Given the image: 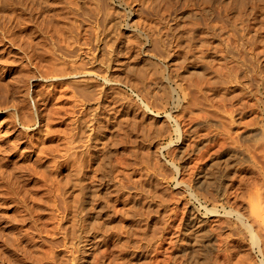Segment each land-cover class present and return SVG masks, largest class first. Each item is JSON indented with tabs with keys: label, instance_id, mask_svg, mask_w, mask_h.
Here are the masks:
<instances>
[{
	"label": "rangeland",
	"instance_id": "rangeland-1",
	"mask_svg": "<svg viewBox=\"0 0 264 264\" xmlns=\"http://www.w3.org/2000/svg\"><path fill=\"white\" fill-rule=\"evenodd\" d=\"M159 1L0 0V215L13 217L17 209H20L19 215L24 214L22 209L28 205L31 210L35 209L31 217H42L38 224L41 230L37 229L39 235H28L31 242L28 249L0 248V264H194L185 230L194 212L204 225L210 224L209 231L204 233L207 239L202 237L203 252L196 264H225L226 261V264H264V17H261L264 0H256L261 6L255 0H243L247 4L245 9L242 0H231L227 2L228 7L227 0H218L220 3L217 0H207L208 3L206 0ZM224 7H227L225 11ZM254 15L255 18L250 17ZM200 29L204 33H199ZM247 35L249 40L257 37L256 42L249 41ZM153 38H158L157 42ZM259 66L261 70L257 69ZM65 71L70 72L71 78L63 86H57L56 74L60 77ZM75 73L78 75L74 76ZM224 86L226 90L222 92ZM95 144L106 152L103 173L105 177L108 175L106 179L111 185L105 200L98 202L99 205L93 204L102 209L97 227L88 225L79 215L86 197L82 199L74 184L78 169H89L95 176L100 174L94 162L86 157L88 147ZM183 148L187 150L185 154ZM208 168L220 172L218 184L215 181L210 187L199 185V172H207ZM146 179L155 188L152 187L154 199L146 195L143 199L142 188L136 187L137 181L142 185ZM53 181L54 187L50 183ZM121 182L128 186L129 192L132 188L133 193L138 189L137 198L142 200L138 203L144 204L143 211L140 212L139 204L128 205L122 201L116 193ZM149 200L152 209L160 210L153 219L145 216ZM39 207L46 208L42 211ZM145 221L151 225H145ZM88 230L93 242L89 246L93 249L84 252L81 242ZM226 232L231 234L227 236ZM223 237L227 239L222 241ZM9 238L12 244L16 243L14 234ZM209 241L211 244L205 245Z\"/></svg>",
	"mask_w": 264,
	"mask_h": 264
},
{
	"label": "bare ground",
	"instance_id": "bare-ground-1",
	"mask_svg": "<svg viewBox=\"0 0 264 264\" xmlns=\"http://www.w3.org/2000/svg\"><path fill=\"white\" fill-rule=\"evenodd\" d=\"M72 1V0H71ZM76 1V0H75ZM207 1V0H206ZM216 1V0H215ZM218 1V0H217ZM223 1V0H222ZM229 1H230V3H231V0H227L225 3H226V6H227V4L229 3ZM256 1V0H255ZM260 1V0H259ZM259 1H256V3L257 2H259ZM263 0H261V2H262ZM44 3H46L45 1H43ZM49 2V1H48ZM84 2V1H83ZM160 3L161 2H164V0L162 1V0H160L159 1ZM170 2V1H169ZM219 3H220V1H218ZM228 2V3H227ZM239 2H240V0H239ZM264 2V1H263ZM41 3V2H40ZM50 3V2H49ZM57 3V2H56ZM76 3V2H75ZM75 3H73L72 5H74ZM207 3H208V1H207ZM244 3V1L242 0V5L244 6L243 8L245 9V7L247 6V4L246 5H244L243 4ZM47 4V3H46ZM52 4H53V2H52ZM43 5H45V4H43ZM157 5V4H156ZM209 5H210V3H209ZM229 5V4H228ZM236 5V4H235ZM238 5V4H237ZM237 5H236V7H237ZM239 5H241V3L239 4ZM239 5H238V7H239ZM242 5H241V10H242ZM259 5H260V2H259ZM50 6V5H49ZM48 6V7H49ZM74 6H76L77 7V5H74ZM86 6V5H85ZM84 6V7H85ZM214 6V5H213ZM220 6V4H218V7ZM231 6V5H230ZM261 6V5H260ZM260 6H259V8H260ZM46 7V6H45ZM55 7V6H54ZM156 7V6H155ZM158 7V6H157ZM157 7L155 8V9H157ZM216 3H215V9H216ZM222 7H223V5H222ZM222 7H221V9H222ZM228 7V6H227ZM227 7H224L223 8V10L225 9L226 10V8ZM255 7V6H254ZM78 8V7H77ZM81 8H83V7H81ZM257 8H258V6H257ZM258 8V9H259ZM264 7H262V9H263ZM45 9V8H44ZM152 9V8H151ZM218 9V8H217ZM239 9V8H238ZM237 9V11L238 12H240V10H238ZM244 9L241 11V12H243L244 11ZM253 9V8H252ZM214 10V9H213ZM224 10V11H225ZM255 10V9H254ZM264 10V9H263ZM263 10H261L262 11V13H263ZM215 11V10H214ZM217 11V10H216ZM222 11V10H221ZM207 12V11H206ZM219 12V11H218ZM217 12V13H218ZM240 12V13H241ZM250 12V11H249ZM251 12H252V10H251ZM255 12V11H254ZM70 13V12H69ZM182 13V12H181ZM208 13H210V12H208ZM212 13V12H211ZM246 13V12H245ZM248 13V12H247ZM62 14V13H61ZM60 14V15H61ZM67 14H68V12H67ZM180 14V13H179ZM216 14V13H215ZM222 14V13H221ZM256 14V13H255ZM257 14H258V11H257ZM71 15V14H70ZM181 15H183V14H181ZM250 15V14H249ZM252 15V14H251ZM260 15H261V13H260ZM184 16V15H183ZM183 16H181L182 18H184ZM69 17V16H68ZM78 17H80L79 15H78ZM179 17H180V15H179ZM207 17H210L209 15L207 16ZM250 17H253V18H255L256 17V15H254V16H250ZM261 17H264V16H261ZM83 18V17H82ZM177 18V17H176ZM68 19V18H67ZM66 19V20H67ZM178 19V18H177ZM263 19V18H262ZM69 20V19H68ZM74 20V19H73ZM44 21V20H43ZM79 21V20H78ZM180 21H182V20H180ZM263 21V20H262ZM76 22H77V19H76ZM111 22V21H110ZM115 22V21H114ZM74 23V22H73ZM116 23V22H115ZM109 24V23H108ZM181 24V26H183L182 25V23H180ZM83 25V24H82ZM114 25V24H113ZM112 25V26H113ZM116 25V24H115ZM175 25L176 24H174V27H175ZM181 26H180V28L179 29H181ZM72 27V26H71ZM109 28L111 27L110 25L108 26ZM173 27V28H174ZM178 27H179V24H178ZM184 27V26H183ZM182 27V28H183ZM207 27V26H206ZM77 28H78V26H77ZM108 28V29H109ZM83 29V28H82ZM107 29V28H106ZM114 29H115V26H114ZM148 29V28H147ZM147 29H145V30H147ZM186 29V28H185ZM199 29V28H198ZM210 29V28H209ZM84 30V29H83ZM149 30V29H148ZM150 30H151V28H150ZM183 31H184V28L182 29ZM197 29H195L194 30V32L196 31ZM201 30V29H200ZM199 30V31H200ZM205 30V29H204ZM207 30V29H206ZM249 30V29H248ZM113 31V30H112ZM155 31V30H154ZM168 31V30H167ZM179 31V30H178ZM186 32H187V30H185ZM236 31V30H235ZM97 32H99V31H97ZM103 32V31H102ZM105 32V31H104ZM111 32V31H110ZM109 32V33H110ZM180 32V31H179ZM186 32H183L184 34L186 33ZM194 32H192L193 34H194ZM202 32V30L199 32V33H201ZM206 32H208V31H206ZM80 33V32H79ZM144 33V32H143ZM146 33V32H145ZM154 33V32H153ZM161 33H162V31H161ZM160 33V34H161ZM182 33V32H181ZM182 33V34H183ZM198 33V34H199ZM202 33H204V31L202 32ZM217 33V32H216ZM230 33H232V31L230 30ZM240 33H243L242 32V30H241V32ZM65 34V33H64ZM86 34H87V32H86ZM99 34V33H98ZM112 34V33H111ZM155 34H157V33H154L153 35H155ZM164 34V33H163ZM192 34V35H193ZM100 35V34H99ZM113 35V34H112ZM170 35V34H169ZM195 35H197V32H196V34ZM202 35V34H201ZM210 35H213V34H211V32H210ZM229 35H231V34H229ZM228 35V36H229ZM241 35V34H240ZM246 35V34H245ZM64 36V35H63ZM65 36H67V35H65ZM106 36H107V34L105 35V39H106ZM110 36V35H109ZM156 36V35H155ZM155 36H154V38H155ZM158 36V35H157ZM166 36V35H165ZM164 36V37H165ZM257 36V35H256ZM71 37H73V36H69L68 38H71ZM111 37V36H110ZM148 37V36H147ZM201 37V36H200ZM247 37H248V35H247ZM61 38V37H60ZM62 38H64V37H62ZM74 38V37H73ZM72 38V39H73ZM82 38V37H81ZM86 38V37H85ZM153 38V40H156V39H154ZM162 38V37H161ZM169 38H171V37H169ZM169 38H166V40H168ZM189 38H190V36H189ZM194 38H195V36H194ZM197 38H198V35H197ZM197 38H195V39H197ZM252 38L253 37H251V40H252ZM71 39V40H72ZM86 39H88V38H86ZM107 39H108V37H107ZM111 38H109V40H110ZM113 39V38H112ZM187 40H188V38H186ZM195 39L193 40V41H195ZM248 40L250 39V35H249V37L247 38ZM247 39H246V41H247ZM257 40V37H255L253 40ZM63 40V39H62ZM67 40V39H66ZM65 40V41H66ZM70 40V39H69ZM69 40H67V41H69ZM76 40V39H75ZM80 40V39H79ZM108 40V41H109ZM152 40V41H153ZM157 40H158V38H157ZM157 40H156V42H157ZM162 40H164V39H162ZM165 40V42H167ZM251 40H249V41H251ZM253 40H252V42H253ZM256 40L254 41V43L256 42ZM74 41V40H73ZM105 41V40H104ZM111 41V40H110ZM169 41V40H168ZM79 42V41H78ZM100 42V41H99ZM105 42H107V41H105ZM104 42V43H105ZM154 42V41H153ZM152 42V43H153ZM155 42V43H156ZM189 42H190V40H189ZM251 42V43H252ZM65 43H68V42H65ZM69 43H70V41H69ZM68 43V45L69 46H72L71 44H69ZM77 43V42H76ZM84 43V42H83ZM103 43V45H105ZM167 43H169V42H167ZM172 43V42H171ZM72 44H74V42L72 43ZM107 44V43H106ZM113 44V43H112ZM157 44V45H156ZM155 44V46H158L159 47V43H156ZM187 44V43H186ZM189 44V43H188ZM229 44L230 45H232L233 46V44L232 43H230L229 42ZM154 45V44H153ZM166 45V44H165ZM193 45V44H192ZM191 45V46H192ZM152 46V45H151ZM186 46H188V45H186ZM235 46V45H234ZM246 46V45H245ZM244 46V47H245ZM168 47V46H167ZM189 47V46H188ZM239 47V46H238ZM102 48V47H101ZM104 48V47H103ZM152 48V47H151ZM184 49H185V46L183 47ZM248 48V47H247ZM150 49V48H149ZM153 49V48H152ZM184 49H183V51H184ZM191 49V48H190ZM230 49H232V48H230ZM235 49H237L236 47H234V50ZM239 49V48H238ZM241 49H242V47H241ZM244 49V48H243ZM246 49V48H245ZM186 50V49H185ZM188 50V49H187ZM102 51V50H101ZM106 51V50H105ZM104 50L102 51V52H105ZM156 51V50H155ZM161 50H159V52H160ZM189 51V50H188ZM228 51H229V49H228ZM231 51H233V50H230V52ZM158 52V53H159ZM192 52V51H191ZM242 53H243V50L241 51ZM162 53V52H161ZM239 53H240V51H239ZM171 54V53H170ZM105 55V54H104ZM158 55V54H157ZM177 55H179V54H177ZM181 55V54H180ZM184 55V54H183ZM197 55V54H196ZM106 56V55H105ZM110 56V55H109ZM165 56V55H164ZM176 56V55H175ZM174 56V57H175ZM186 56V55H185ZM185 56L183 57V58H185ZM189 56V55H188ZM244 56V55H243ZM243 56L242 57H240V58H243ZM115 57V56H114ZM173 57V56H172ZM191 57H192V55H191ZM196 56L194 55V58H195ZM104 58V57H103ZM190 58V57H189ZM193 58V59H194ZM198 58H200V57H198ZM197 58V59H198ZM164 59V58H163ZM167 59V58H166ZM196 59V58H195ZM244 59V58H243ZM108 59H107V57H106V61H107ZM189 60V59H188ZM190 60H192V58L190 59ZM251 60H253V59H251ZM101 61V60H100ZM185 61V60H184ZM239 61V60H238ZM248 61V60H247ZM102 62V61H101ZM249 62H253V61H249ZM248 62V63H249ZM105 63V62H104ZM241 62H239V65H241L240 64ZM247 63V64H248ZM254 63V62H253ZM247 64H246V66H247ZM84 65V64H83ZM82 65V66H83ZM238 65V66H239ZM249 65V64H248ZM255 65H257V67H258V64L256 63ZM74 66V65H73ZM76 66H77V64H76ZM74 67V68H76V70L78 69L77 67ZM80 66V68H82L81 67V65H78V67ZM242 66V65H241ZM70 67V66H69ZM69 67H67L68 69H70L71 70V67L69 68ZM248 67H251V66H248ZM247 67V68H248ZM79 68V69H80ZM252 68V67H251ZM254 68H256V67H254ZM67 69V70H68ZM128 69H130V68H128ZM257 69H260V66H259V68H257ZM64 70H66L65 68L63 69V71ZM69 70V71H70ZM84 70V69H83ZM249 70H250V68H249ZM261 70V69H260ZM263 70V69H262ZM72 71V70H71ZM80 71V70H79ZM87 72V71H86ZM127 72H128V70H127ZM129 72H131V71H129ZM258 72V71H257ZM260 72V71H259ZM263 72V71H262ZM57 73V72H56ZM60 72H58V74H59ZM63 73V72H62ZM77 73V72H76ZM74 74V76L75 75H78V74ZM232 73V72H231ZM93 74V73H92ZM96 74V73H95ZM258 74V73H257ZM52 75H53V73H52ZM60 75H61V73H60ZM232 75V74H231ZM231 75H228V78H229V76L230 77H232ZM234 75V74H233ZM261 75V74H260ZM110 76V75H109ZM114 76H116L117 77V75H114ZM120 76V75H119ZM118 76V77H119ZM235 76V75H234ZM233 76V77H234ZM237 76V75H236ZM239 76V75H238ZM237 76V77H238ZM56 78H57V81H58V85L57 86H63V84H65V83H67L66 82V80H68L69 78H71V74H70V72L68 73V71L66 72H64L63 74H62V76H60V77H58V75L56 74V76H55ZM77 77V76H76ZM106 77V76H105ZM112 77H113V75H112ZM122 77V76H121ZM236 77V78H237ZM114 78V77H113ZM112 78V79H113ZM120 78V77H119ZM120 79H122L123 80V78H120ZM125 79V78H124ZM72 80V79H71ZM77 80V79H76ZM100 80V79H99ZM104 80V79H103ZM225 80H227V79H225ZM225 80L223 81V82H225ZM230 81L232 80V82H233V79L231 78V79H229ZM238 79H236V81H237ZM69 81V80H68ZM72 81H75V80H72ZM71 81V82H72ZM78 81V80H77ZM80 81H82V80H80ZM125 81V80H124ZM242 81V80H241ZM71 82H69V84L71 83ZM86 82V81H85ZM84 82V83H85ZM126 82V81H125ZM76 82H73V84H75ZM79 83V82H78ZM82 83V82H81ZM80 83V84H81ZM226 83V82H225ZM228 83H230V82H228ZM87 84V83H86ZM92 83H90V85H91ZM78 85V87H80L79 86V84H77ZM94 85V84H93ZM131 85H132V83H131ZM223 85V84H222ZM229 85V84H228ZM70 86H72L73 87V85H70ZM83 86V85H82ZM85 86V85H84ZM83 86V87H84ZM112 86V85H111ZM110 86V87H111ZM135 86V85H134ZM212 86V85H211ZM214 86V85H213ZM217 86H219V85H216L215 84V87H217ZM82 87V88H83ZM86 87V86H85ZM214 87V89H216ZM221 87V86H220ZM225 87L226 86H224V88H223V90H222V92H225L224 91V89H225ZM233 87V86H232ZM81 88V89H82ZM87 88H89V87H87ZM91 88V87H90ZM95 88L97 89V87L95 86ZM98 88H99V86H98ZM105 88H107V87H105ZM109 88V87H108ZM206 88H208V87H206ZM209 88L211 89V87L209 86ZM74 89H76V87L74 88ZM84 89V88H83ZM110 89V88H109ZM108 89V90H109ZM217 89H219L220 90V88H217ZM232 89H234V88H232ZM239 89V88H238ZM87 90H89V92H90V89H87ZM91 90H92V88H91ZM226 90V89H225ZM235 90V89H234ZM78 91V90H77ZM85 91V90H84ZM94 91H95V89H94ZM99 91V90H98ZM115 91V90H114ZM202 91H205V90H202ZM209 91V90H208ZM211 92H212V90H210ZM231 91V90H230ZM236 91V90H235ZM238 91V90H237ZM244 91V90H243ZM74 92H76V91H74ZM88 92V91H87ZM86 92V93H87ZM107 92V91H106ZM109 92H111V90L109 91ZM217 92V91H216ZM232 92H234L233 90H232ZM84 93V92H83ZM82 93V94H83ZM85 93V94H86ZM108 93V92H107ZM206 93H207V91H206ZM214 93V92H213ZM227 93V92H226ZM229 93L230 92H228V95H229ZM235 93H237V92H235ZM238 93H243V92H238ZM88 94H90V93H88ZM225 94V93H224ZM104 95H107V94H105L104 93ZM111 95V94H110ZM114 95V94H113ZM113 95H111V97L113 96ZM208 95V94H207ZM206 95V96H207ZM210 95V94H209ZM217 95V94H216ZM220 95H222L221 93H220ZM226 95V94H225ZM225 95H223L224 97H225ZM85 96H87V94L85 95ZM98 96H100V94L98 95ZM109 96V95H108ZM115 96V95H114ZM214 96V95H213ZM218 96V95H217ZM103 97V96H102ZM207 97H210V96H207ZM219 97H221L220 99H222V96H219ZM107 98V97H106ZM116 98V97H115ZM202 98V97H201ZM214 98H215V96H214ZM244 98V97H243ZM102 99V98H101ZM100 99V100H101ZM111 99V98H110ZM113 99V98H112ZM220 99H219V101H220ZM224 99H226L227 100V98H224ZM107 100H109V99H107ZM115 100V99H114ZM205 100V99H204ZM216 100V99H215ZM223 100V99H222ZM221 100V102H223ZM98 101V100H97ZM116 101V100H115ZM114 101V102H115ZM216 101H218V99L216 100ZM109 102V101H108ZM113 102V103H114ZM120 102V101H119ZM100 103V102H99ZM110 103V102H109ZM108 103V104H109ZM100 104H102V103H100ZM105 104V103H104ZM117 104H118V101H117ZM106 105H107V103H106ZM113 105V104H112ZM112 105H110L111 107H113ZM103 106V105H102ZM120 106V105H119ZM116 107V106H115ZM110 107H108V109H109ZM117 108H119V107H117ZM112 109H114V107L112 108ZM100 110H102V109H100ZM105 110V109H104ZM107 110V109H106ZM117 110V109H116ZM110 111H112V110H110ZM109 111V113H113V112H110ZM115 111V110H114ZM118 111V110H117ZM229 111V110H228ZM102 113V112H101ZM104 113V112H103ZM108 113V112H107ZM115 114V113H114ZM99 116H100V114H99ZM98 116V117H99ZM105 116V115H104ZM103 116V117H104ZM107 116V115H106ZM102 118V117H101ZM105 118H107V117H104V119ZM113 118H114V116H113ZM115 118H116V116H115ZM117 118H118V116H117ZM95 119H98V118H95ZM100 119V118H99ZM101 120V119H100ZM97 121V120H96ZM99 122V121H98ZM105 122V121H104ZM103 122V123H104ZM109 122V121H108ZM112 122V121H111ZM113 122H116V120H114ZM101 123V122H100ZM116 123H118V122H116ZM98 124V123H97ZM109 124V123H108ZM113 124V123H112ZM119 124V123H118ZM102 125V124H101ZM100 125V126H101ZM107 125V124H106ZM105 125V126H106ZM110 126V125H109ZM102 127V126H101ZM115 127V126H114ZM120 127V126H119ZM107 128H108V126H107ZM117 129H118V127H116ZM104 129V128H103ZM177 129H180V128H177ZM106 130V129H105ZM105 130H103V131H105ZM114 130L115 129H113L112 131L114 132ZM119 130H120V128H119ZM189 130V129H188ZM107 131V130H106ZM178 132H180V130L178 131ZM191 132V131H190ZM105 133V132H104ZM109 133V132H108ZM189 133V132H188ZM189 135V134H188ZM196 135V134H195ZM106 136V135H105ZM113 136H115V135H113ZM188 138L186 139L187 141H188V139H189V136H187ZM191 137V136H190ZM192 137H194V134H192ZM191 137V138H192ZM113 140L115 139V137L114 138H112ZM111 139V140H112ZM197 139V138H196ZM112 140V141H113ZM2 143V142H1ZM112 143V142H111ZM94 144V143H93ZM97 144V143H96ZM96 144L93 146V147H91V146H89L88 147V149H87V151H88V154H87V158L89 157V159H90V162H94V165H96L97 167H98V169H97V171H100V174L99 175H93V172L92 171H89V169H78L77 170V174H75L76 175V178H75V180H74V184H75V186L78 188V192H79V194H81L82 195V199H83V197H86V200H83V201H85V202H83V204H81L80 205V207H81V209L79 210L80 211V213H79V215L85 220V222L86 223H88V225H92V226H99L100 225V216H101V208L98 206V209L93 205L95 202H97L96 204H98V202H103L102 200H105V195H106V193H107V195H108V191H109V187L111 186H109L108 184V181H107V179H106V177L108 176H106L105 177V174L103 173L104 171V166L106 165V161H107V158H106V156L104 157V154L106 153V152H104V150H102V151H100L101 150V148H100V146L99 147H97L96 146ZM190 144H191V142H190ZM2 145V144H1ZM92 145V144H91ZM111 145H113V144H111ZM195 145V144H194ZM191 146H193V144H191ZM9 147V146H8ZM7 147V148H8ZM11 147V146H10ZM9 147V148H10ZM105 147V146H104ZM111 147V146H110ZM185 147V146H184ZM190 147V146H189ZM184 149V148H183ZM183 149H181V151L183 150ZM185 149H187V147L185 148ZM185 149L183 150V152L185 151ZM108 150H109V148H108ZM187 150H189V149H187ZM187 150L185 151V152H187ZM199 150V149H198ZM87 151L85 152H83V153H87ZM100 151V152H99ZM112 151V150H111ZM226 151H229L228 150V148H227V150ZM225 151V152H226ZM109 152V151H108ZM180 152V151H179ZM178 152V153H179ZM182 152V153H183ZM185 152L183 153V154H185ZM224 152V151H223ZM224 152V153H225ZM230 153H231V151H229ZM180 154L179 156H181V155H183V154ZM228 153V152H227ZM226 153V154H227ZM111 154V153H110ZM82 155V154H81ZM109 155V154H108ZM218 155H221V153L220 154H218ZM217 155V156H218ZM228 156V155H227ZM231 156V155H230ZM110 157V156H109ZM220 157V156H219ZM218 157V158H219ZM222 157V156H221ZM181 158V157H180ZM182 158H183V156H182ZM181 158V159H182ZM218 158H217V160H218ZM230 158L231 157H229V159L227 158V160H230ZM235 158V157H234ZM223 159H225V158H223ZM223 159H221V161L223 160ZM87 160V159H86ZM184 160V159H183ZM187 160V159H186ZM220 160V159H219ZM89 161V160H88ZM109 161V160H108ZM181 161V160H180ZM214 161H215V159H214ZM234 161V160H233ZM232 161V162H233ZM86 162V161H85ZM186 162V161H185ZM213 162V161H212ZM212 162H210V165L212 164ZM87 163V162H86ZM85 163V164H86ZM99 163V164H98ZM111 163V162H110ZM109 163V164H110ZM184 163V162H183ZM187 163V162H186ZM215 163H216V161H215ZM221 163V162H220ZM190 164V163H189ZM17 165V164H16ZM23 165V164H22ZM91 165V164H90ZM93 165V164H92ZM102 165H104V166H102ZM219 166L221 165V164H218ZM225 165V164H224ZM14 166V165H13ZM19 166H21V165H19ZM49 166V165H48ZM80 166V165H79ZM196 168H197V166L196 165H194ZM206 166V165H205ZM214 165H211V167H213ZM223 166V165H222ZM226 167H228L227 165H225ZM23 167H24V165H23ZM56 167V166H55ZM199 167V166H198ZM207 167V166H206ZM208 167H210V166H208ZM217 167V166H216ZM21 168H22V166H21ZM21 168H20V171L19 172H21ZM57 168V167H56ZM87 168V167H86ZM92 168V167H91ZM107 168V167H106ZM112 168V167H111ZM201 168H202V166H201ZM218 168V167H217ZM220 168H221V166H220ZM15 169V168H14ZM14 169H12V170H14ZM18 169V168H17ZM16 169V170H17ZM26 169V168H25ZM29 169V168H28ZM95 169V168H94ZM93 169V170H94ZM123 169H125V168H123ZM200 169V168H199ZM203 169V168H202ZM204 169H206V168H204ZM223 169V168H222ZM236 169V168H235ZM19 170V169H18ZM18 170H17V172H18ZM48 170H49V167H48ZM52 170V169H51ZM15 171V170H14ZM23 171V170H22ZM31 171V170H30ZM50 171V170H49ZM48 171V172H49ZM105 171H107V169H105ZM201 171V170H200ZM224 171V170H223ZM237 171V170H236ZM28 172H29V170H28ZM36 172L37 171H35V174H36ZM55 172V171H54ZM113 172V171H112ZM135 172V171H134ZM193 172H195V169H194V171ZM225 172H226V170H225ZM231 172V171H230ZM229 172V173H230ZM34 173V172H33ZM52 173H53V171H52ZM56 173V172H55ZM96 173V172H95ZM98 173V172H97ZM108 173V172H107ZM111 173V172H110ZM235 173V172H234ZM49 175H50V173H48ZM78 174H81L80 175V178L79 177H77V175ZM130 174V173H129ZM134 174V173H133ZM223 174H224V172H223ZM222 173H221V175H223ZM239 174H240V171H239ZM19 175H20V173H19ZM23 175H25L24 173H23ZM27 175V174H26ZM52 175V174H51ZM53 175H54V173H53ZM135 175V174H134ZM133 175V176H134ZM140 175V174H139ZM193 175V174H192ZM200 175V176H199ZM199 175L197 174L196 176H199V178H197L198 179V183H199V185H202V186H212L211 184L213 183L214 184V182L215 181H217L218 180V178H219V176H220V172L216 169V170H214L213 168H208V170H207V172L206 171H201V172H199ZM228 175V174H227ZM17 176H18V174H17ZM29 176H31L30 175V172H29ZM55 176H56V174L53 176V178H55ZM116 176V175H115ZM120 176V175H119ZM132 176V175H131ZM224 176V175H223ZM231 177V175H228V177ZM235 176H237V175H235ZM235 176H233L232 175V177L233 178H237V177H235ZM137 177H138V175H137ZM194 177V176H193ZM192 177V178H193ZM229 177V178H230ZM21 178H23L22 177V175H21ZM52 178V177H51ZM123 178V177H122ZM133 178V177H132ZM154 178V177H153ZM191 178V179H192ZM227 178V177H226ZM228 178V179H229ZM16 179V178H15ZM20 179V178H19ZM39 179V178H38ZM116 179H117V177H116ZM137 179V178H136ZM140 179H142L141 178V176H140ZM157 179V178H156ZM228 179H226V180H228ZM232 179V178H231ZM239 179V178H238ZM51 180V179H50ZM54 180V179H53ZM57 180V179H56ZM122 180V179H121ZM131 180V179H130ZM129 180V181H130ZM152 180V179H151ZM243 180V179H242ZM10 181V180H9ZM12 181V180H11ZM87 181V182H86ZM155 181V180H154ZM154 181H153V183H154ZM230 181V180H229ZM236 181V180H235ZM240 181V180H239ZM56 182V181H55ZM132 182V181H131ZM243 182V181H242ZM8 183V182H7ZM51 183V185H53V187H54V181L53 182H50ZM136 183V182H135ZM227 183V182H226ZM232 182H230V183H228V184H231ZM241 183V182H240ZM55 184H57V183H55ZM157 184V183H156ZM187 184V183H186ZM190 184V183H189ZM196 184V183H195ZM216 184H218V181H217V183ZM119 186L117 187V191H116V193L119 195V197L122 199V201L123 200H125V202L126 203H128V205H130L129 203H132L133 205L134 204H139L138 202H142V200H139V199H141L140 197H139V199L137 198V196L139 195L138 193L139 192H137L138 191V189L139 188H142L141 190L143 191V192H141V194L140 195H142L143 196V199H145L144 198V195H146L145 197L146 198H149V199H151V198H153L154 199V197L156 198V194L154 195V194H152L153 192H152V187H153V185L150 183V180L149 179H146L145 180V182L141 185L140 184V182L138 183V181H137V185H136V187H138V189H136L135 190V193H133V192H131L132 190H133V188H132V190H130V192H129V188H128V186L125 184V183H123V182H121L120 184H118ZM148 185H149V187H148ZM199 185H198V187H199ZM222 185V184H221ZM220 185V186H221ZM227 184H225V186H226ZM55 186H58V185H55ZM109 186V187H108ZM114 186V185H113ZM133 186V185H132ZM157 186V185H156ZM159 186V185H158ZM207 186V187H208ZM209 186V187H210ZM197 186H196V188H198ZM213 187H214V185H213ZM228 187H229V185H228ZM232 187H233V184H232ZM76 188V189H77ZM154 188V187H153ZM189 188V187H188ZM200 188H201V186H200ZM217 188H218V186H217ZM217 188H216V190H217ZM222 188V187H221ZM38 189V188H37ZM112 188H110V190H111ZM135 189V188H134ZM155 189V188H154ZM158 189V188H157ZM157 189H156V191H157ZM161 189V188H160ZM191 189V188H190ZM203 189H205L204 187H203ZM224 189H226L225 187H224ZM223 189V190H224ZM36 190V189H35ZM34 190V191H35ZM54 190H55V188H54ZM56 190H57V187H56ZM222 190V191H223ZM237 190V189H236ZM34 191L32 192V194H35L34 193ZM155 191V192H156ZM163 191V190H162ZM221 191V190H220ZM221 191V192H222ZM229 191V190H228ZM235 191V190H234ZM40 192H41V190H40ZM39 192V193H40ZM43 192V191H42ZM45 192V191H44ZM56 192V191H55ZM161 192V191H160ZM223 192H225V191H223ZM230 192V191H229ZM233 192V191H232ZM26 193V192H25ZM115 193V192H114ZM215 193H216V191H215ZM217 193H219V191L217 192ZM227 193V192H226ZM237 193H239L238 191H237ZM242 193V192H241ZM42 194V193H41ZM46 194V193H45ZM44 194V195H45ZM78 194V193H77ZM78 194V195H79ZM110 194V193H109ZM158 194V193H157ZM164 194V193H163ZM163 194L161 195L162 196V199H163ZM221 194H223V193H220V196H222L223 197V195H221ZM36 195V194H35ZM55 195H56V193H55ZM78 195H76V197H78ZM111 195V194H110ZM191 195H193V193L191 194ZM217 195V194H216ZM226 196L228 195V194H225ZM224 195V196H225ZM231 194H229V196H230ZM27 195L26 194H24V197H26ZM40 196V195H39ZM47 196V195H46ZM158 196V195H157ZM228 196V197H229ZM238 196V195H237ZM237 196H235V200H236V197ZM36 197V196H35ZM42 197V196H41ZM40 197V201H42V198ZM51 197V196H50ZM108 198H109V196H107ZM117 197V196H116ZM193 197V196H192ZM227 197V198H228ZM230 197H232V196H230ZM234 197V196H233ZM232 197V198H233ZM240 197H242V195H240ZM0 198H1V196H0ZM4 198V197H3ZM22 198V197H21ZM119 198V199H120ZM209 198V197H208ZM215 198H217V197H215ZM238 198V197H237ZM35 199V198H34ZM88 199V200H87ZM120 199V200H121ZM160 199V198H159ZM165 199V198H164ZM243 199V198H242ZM1 200V199H0ZM23 200V199H22ZM47 200H48V197H47ZM139 200V201H138ZM148 200V199H147ZM226 200V199H225ZM228 200V199H227ZM226 200V201H227ZM230 200V199H229ZM3 201V200H2ZM34 201V200H33ZM49 202H51V200H48ZM106 201H107V199H106ZM150 201V200H149ZM164 201V200H163ZM4 202V201H3ZM20 202V201H19ZM34 202H36V204H37V200H35ZM43 202H45V200L43 201ZM79 202V201H78ZM121 202V201H120ZM228 202V201H227ZM1 203V202H0ZM6 203V202H5ZM8 203V202H7ZM27 203V202H26ZM31 203H33V202H31ZM30 203V204H31ZM47 203V202H46ZM54 203V202H53ZM107 203H108V201H107ZM125 203V204H126ZM143 203H144V201H143ZM147 203H150L148 206H146V207H148V209L146 210V213H145V216H146V218L147 219H153L154 217H157V215H158V213H159V211H158V209L157 210H154L155 209V207H154V209H152L151 208V201L150 202H147ZM155 203H157V202H155ZM159 203V202H158ZM231 203H233V202H231ZM21 204V203H20ZM28 204V203H27ZM39 204V203H38ZM49 204V203H48ZM51 204H52V202H51ZM50 204V206H52ZM131 204V205H132ZM4 205V204H3ZM34 205V204H33ZM40 205V204H39ZM54 205V204H53ZM99 205V204H98ZM145 205H147V204H145ZM152 205H154L153 203H152ZM21 206V205H20ZM28 205H25V208L24 209H22V211H24V214L22 215L20 212V214L21 215H19L18 213H17V211H19L18 209H17V207H14L13 209H17V211H15L16 212V214L13 216V217H8V216H6L7 214H5V215H3V216H5V217H3L2 215H0V248L2 249L3 247H5V248H7L8 249V247H10V248H14V249H16V250H20V249H28V247H29V245H31L30 243V238L28 237V235L29 234H33V236H38L39 234V232L37 233V231L39 230V226H38V224H39V221H40V218H42V217H39V216H32L31 217V215H30V213L33 211V210H35V209H33V210H31V206L29 207H27ZM97 206V205H96ZM102 206V205H101ZM127 206V205H126ZM139 206H141L142 208H141V210H140V212L141 211H143L142 209H143V207H145L144 206V204H143V206H142V204L140 205L139 204ZM155 206H156V204H155ZM157 206H159V205H157ZM156 206V207H157ZM4 208H5V206H3ZM3 207H1V208H3ZM34 207H36L35 205H34ZM79 207V208H80ZM103 207V206H102ZM9 208V207H8ZM18 208H19V206H18ZM40 208V207H39ZM38 208V209H39ZM44 208H46V207H44ZM44 208L42 209V208H40V210L42 209V211L44 210ZM51 208V207H50ZM132 208H134V207H132ZM137 208H140V207H138L137 206ZM160 208V207H159ZM5 209H7V208H5ZM146 209V208H145ZM12 210V209H11ZM28 210H30V212L28 211ZM37 210V209H36ZM39 210V211H40ZM46 210V209H45ZM105 210V209H104ZM132 210V209H131ZM134 210V209H133ZM133 210H132V212H133ZM137 210V209H136ZM134 211L135 212V214H136V212L137 211ZM1 211H2V209H1ZM50 211V210H49ZM129 210L127 209L126 210V212H128ZM6 212V211H5ZM11 212V211H10ZM13 212V211H12ZM41 212V211H40ZM45 212V211H44ZM52 212V211H51ZM107 212V211H106ZM131 212V211H130ZM129 212V213H130ZM139 212V213H140ZM162 212V211H161ZM37 212H35V214H36ZM138 213V214H139ZM143 213V212H142ZM141 213V214H142ZM195 213V212H194ZM194 213H191L190 215H191V217L192 216H194V218L190 221V223H188V227H187V229H185L188 233V237L190 238V246L192 247L191 248V252L193 253V257H195V261H193L194 262V264H196L195 262H197V260H198V258L201 256V252H203L202 250H201V242H202V237H203V235H204V233L206 232V231H209V229L207 228V227H209V225L208 226H206V225H204L203 224V222L204 221H202V220H200V218L199 217H196V215L194 214ZM209 213H210V211H209ZM1 214H3L2 212H1ZM33 214V213H32ZM41 214H42V212H41ZM44 214V213H43ZM46 214H47V212H46ZM45 214V215H46ZM48 214H49V212H48ZM106 214V213H105ZM137 214V215H138ZM161 214V213H160ZM211 214V213H210ZM218 214V213H217ZM241 214V213H240ZM9 215V214H8ZM38 215V214H37ZM109 215V214H108ZM130 215H132V214H130ZM129 215V216H130ZM162 215H163V213H162ZM161 215V216H162ZM189 215V216H190ZM214 215V214H213ZM26 216H29V217H26ZM51 216H53L52 214H51ZM141 216H143V215H141ZM144 216V217H145ZM215 216V215H214ZM54 217V216H53ZM106 218H107V216H105ZM110 217V216H109ZM243 217V216H242ZM81 218V219H82ZM104 218V217H103ZM158 218H160V217H158ZM245 218V217H244ZM105 219V218H104ZM146 220V219H145ZM217 220V219H216ZM245 220V219H244ZM244 220H243V222H244ZM81 221V220H80ZM79 221V222H80ZM210 221H213V220H210ZM41 222V221H40ZM78 222V223H79ZM82 222H83V220H82ZM146 223H147V221H145ZM216 222H218V220L216 221ZM150 223V222H149ZM154 223H156V220H155V222ZM211 223V222H210ZM221 223V222H220ZM230 223H232V222H230ZM249 223V222H248ZM207 224V223H206ZM214 224H217V223H215L214 222ZM213 224V225H214ZM219 224V223H218ZM226 224H228V223H226ZM79 225H80V223H79ZM145 225H147V226H150L151 225V223H150V225L147 223V224H145ZM155 225V224H154ZM212 225V226H213ZM101 226H103V225H101ZM146 226V227H147ZM204 226H206V228L207 229H205V227ZM220 226V225H219ZM228 226V225H227ZM231 226H232V224H231ZM85 227V226H84ZM90 227V226H89ZM211 227V226H210ZM221 227H222V224H221ZM220 227V228H221ZM90 228H92V227H90ZM99 228V227H98ZM148 228H150V227H148ZM152 228V227H151ZM224 228V227H223ZM249 228H250V226H249ZM38 229V230H37ZM213 229V228H212ZM218 228H216V230H217ZM229 229V228H228ZM227 229V230H228ZM40 230H41V228H40ZM39 230V231H40ZM86 230V229H85ZM92 230H94L95 231V229H93L92 228ZM184 230V231H185ZM214 230V229H213ZM222 230V229H221ZM225 230H226V227H225ZM90 230H88V231H85L84 233V237H83V240H82V242L81 243H83V248H85V250H84V252L86 251L87 252V250H89V249H93L92 247H90L89 245H93V242H92V240H91V234H90V232H89ZM220 231V230H219ZM219 231H218V235L220 236V234L222 233H220L219 234ZM223 231V230H222ZM229 231V230H228ZM252 231V230H251ZM231 232V231H230ZM234 232V231H233ZM83 233V232H82ZM210 233V232H209ZM214 233H216L217 234V232H214ZM213 233V234H214ZM225 233V232H224ZM235 233H236V231H235ZM239 233V232H238ZM10 234H14V238H15V244H12V242H10V240L9 239H11L12 237H13V235L11 236V238H9L10 237ZM92 234H94V233H92ZM96 234V233H95ZM207 234H208V232H207ZM226 234H227V236L229 235V234H231V233H229L228 234V232H226ZM233 234V233H232ZM83 235V234H82ZM206 235V234H205ZM205 235H204V237H205ZM218 235H217V237H218ZM224 235V234H223ZM236 235V234H235ZM207 236V235H206ZM216 236V235H215ZM215 236H214V239H216L215 238ZM224 236H226V235H224ZM226 236V237H227ZM233 236V235H232ZM40 237V236H39ZM95 237V236H94ZM220 237H222V236H220ZM225 237V238H226ZM230 237V236H229ZM206 238V237H205ZM204 238V239H205ZM224 238V237H223ZM225 238L224 239H222V241L223 240H225ZM242 238V237H241ZM13 239V238H12ZM93 239V238H92ZM207 239V238H206ZM205 239V240H206ZM227 239V238H226ZM233 239H234V237H233ZM232 239V240H233ZM237 238H235V240H236ZM240 239V238H239ZM238 239V240H239ZM32 240V239H31ZM213 240V239H212ZM218 240H220V241H218V242H220V244H223V242L221 241V239H219L218 238ZM235 240H233V241H235ZM34 241V240H33ZM204 241V240H203ZM35 242V241H34ZM38 242V241H37ZM79 242H80V240H79ZM213 242V241H212ZM237 242V241H236ZM235 242V243H236ZM238 242H240V241H238ZM33 243V242H32ZM207 243H210V241L209 242H206V244L205 245H208ZM226 243V242H225ZM233 243V242H232ZM36 244V243H35ZM211 244V243H210ZM213 244V243H212ZM218 243H216V245H217ZM220 244L218 245V247L220 246ZM231 244V243H230ZM229 244V245H230ZM238 244V243H237ZM81 244H79V246H80ZM215 245V244H214ZM224 245V244H223ZM226 245H228V243H226ZM28 246V247H27ZM33 246V245H32ZM212 246V245H211ZM31 247V246H30ZM34 247H35V245H34ZM90 247V248H89ZM205 247H207V249H209V247L208 246H205ZM215 247V246H214ZM231 247V246H230ZM38 248V247H37ZM36 248V249H37ZM220 248H221V246H220ZM13 249V250H14ZM205 249V248H204ZM12 250V249H11ZM12 250V251H13ZM215 250V249H214ZM213 250V251H214ZM217 250V249H216ZM215 250V251H216ZM230 250V249H229ZM206 251V250H205ZM237 251V250H236ZM235 251V252H236ZM2 252V251H1ZM5 252V251H4ZM20 252H22V251H20ZM82 252H83V250H82ZM93 252V251H92ZM188 252V251H187ZM189 252H190V250H189ZM188 252V253H189ZM212 252V251H211ZM218 252H219V254H221V252H220V250H218ZM217 252V253H218ZM232 252H233V250H232ZM14 253H17V252H14ZM19 253V252H18ZM27 253V252H26ZM135 253V252H134ZM187 253V254H188ZM192 253L190 254V255H192ZM225 253V252H224ZM224 253H222V255H224L225 256V254ZM229 253H230V251H229ZM238 253V252H237ZM4 254V253H3ZM82 254V253H81ZM138 254V253H137ZM8 255H9V253H8ZM93 255V254H92ZM207 255H208V253H207ZM234 255V254H233ZM220 256V255H219ZM230 256V255H229ZM232 256V255H231ZM230 256V257H231ZM4 257H6V256H4ZM1 258V257H0ZM82 258V257H81ZM89 258H91V257H89ZM138 258V257H137ZM191 258V257H190ZM218 258H220V257H218ZM227 258H228V256H227ZM8 259H9V257H8ZM83 259V258H82ZM192 259V258H191ZM202 259V258H201ZM205 259V258H204ZM220 259H222V257L220 258ZM230 259V258H229ZM2 260V259H1ZM10 260V259H9ZM12 260V259H11ZM80 260V259H79ZM96 260H97V258H96ZM193 260V259H192ZM228 260V259H227ZM231 261H232V259H230ZM3 261V260H2ZM6 261H8V260H6ZM74 261V260H73ZM81 261V260H80ZM83 261H84V259H83ZM223 261H224V259H223ZM20 262V261H19ZM88 262H90V261H88ZM92 262V261H91ZM136 262V261H135ZM227 262V261H226ZM226 262H225V264H226ZM230 262V261H229ZM228 262V263H229ZM234 262V261H233ZM18 263V262H17ZM74 263V262H73ZM93 263V262H92ZM138 263V262H137ZM224 263V262H223ZM232 262H230L229 264H231ZM11 264V263H10ZM13 264V263H12ZM76 264V263H75ZM85 264H86V262H85ZM88 264H90V263H88ZM94 264V263H93ZM186 264V263H185ZM191 264H193V263H191ZM235 264H237V263H235Z\"/></svg>",
	"mask_w": 264,
	"mask_h": 264
}]
</instances>
